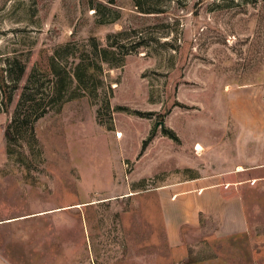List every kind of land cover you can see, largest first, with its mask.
I'll return each instance as SVG.
<instances>
[{
	"label": "rangeland",
	"instance_id": "374dc122",
	"mask_svg": "<svg viewBox=\"0 0 264 264\" xmlns=\"http://www.w3.org/2000/svg\"><path fill=\"white\" fill-rule=\"evenodd\" d=\"M88 51L103 84L68 99ZM55 65L70 93L47 106ZM203 175L246 182L250 233L193 236L187 264H264V0H0V214L27 215L0 246L20 264L136 257L151 218L124 194Z\"/></svg>",
	"mask_w": 264,
	"mask_h": 264
},
{
	"label": "crops",
	"instance_id": "0c3cea01",
	"mask_svg": "<svg viewBox=\"0 0 264 264\" xmlns=\"http://www.w3.org/2000/svg\"><path fill=\"white\" fill-rule=\"evenodd\" d=\"M237 172L241 173L242 170ZM239 178V175L235 178L227 175L195 176L144 191L131 190L130 193H125V196L134 198L137 203L139 199L144 198L143 202L141 201L142 211L151 218L149 226L147 221L145 233H142L139 241L137 239V243H141L144 250L136 257L131 255L129 260H117L105 264H187L191 250L188 242L193 236L208 235L228 240L248 235L250 227L244 191L246 182ZM9 189L14 190L11 192ZM24 189V185L9 183L1 194L9 198L13 196L11 200H7L9 203L19 198L25 199ZM150 204L159 209L158 219ZM40 214L41 212L33 213L34 217ZM26 219L25 213L5 211L0 214V228L10 225L19 226L24 224ZM130 235L129 233L128 236ZM83 236L85 237L83 240L88 237ZM135 237L138 238V234ZM2 245L0 264H20L13 256L14 250L11 254L9 253L11 251L3 249Z\"/></svg>",
	"mask_w": 264,
	"mask_h": 264
},
{
	"label": "trees",
	"instance_id": "16d2710c",
	"mask_svg": "<svg viewBox=\"0 0 264 264\" xmlns=\"http://www.w3.org/2000/svg\"><path fill=\"white\" fill-rule=\"evenodd\" d=\"M95 48L96 50L92 52H94L96 56H98L99 54L102 57V59L104 54H107L109 52L108 50H110L107 48L100 49L98 45H95ZM92 52L88 51L86 53H83V55L79 57L80 61L74 65L73 73H70L72 80L73 79L77 80L78 86L80 88L79 89L80 91L78 92L76 91L72 93L70 97H69L70 88L69 89L67 88L65 82V77H66L65 75L68 73V70L65 69L59 71L56 65L53 66V71L55 72L54 74L56 79L54 80V82H52V85L50 87L47 106L55 105L58 103L63 104L68 97H69L68 99H76L86 94H93L103 84V78H102V75L104 73L103 64L101 62L100 63L96 62L91 57V55H89ZM101 61L102 62L108 61V59L105 57V59ZM5 92L7 93V91ZM8 99H11V97L8 96ZM49 109L50 107H46L44 109L45 111H42L41 114H38L36 118L38 116H42L43 114H45ZM15 120H18V116H16ZM7 136L10 139L14 138L11 126H9L7 129ZM147 144L148 143L146 142L143 147V151H145V149L147 148L146 147Z\"/></svg>",
	"mask_w": 264,
	"mask_h": 264
},
{
	"label": "bare ground",
	"instance_id": "6f19581e",
	"mask_svg": "<svg viewBox=\"0 0 264 264\" xmlns=\"http://www.w3.org/2000/svg\"><path fill=\"white\" fill-rule=\"evenodd\" d=\"M121 135H123L121 132L119 133V136H121ZM242 169V167H240L239 168V170H241ZM134 194V193H133ZM80 206V205H79Z\"/></svg>",
	"mask_w": 264,
	"mask_h": 264
}]
</instances>
